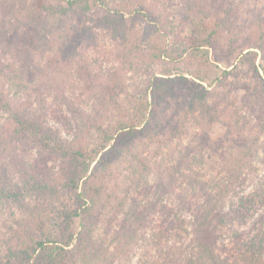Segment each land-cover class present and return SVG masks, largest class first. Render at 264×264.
<instances>
[{"label": "trees", "instance_id": "1", "mask_svg": "<svg viewBox=\"0 0 264 264\" xmlns=\"http://www.w3.org/2000/svg\"><path fill=\"white\" fill-rule=\"evenodd\" d=\"M165 1L0 0V212L16 202L54 207L63 193L76 199L52 234L35 218L18 225L0 264H132L156 214L173 240L167 264H264V6L172 0L180 7L175 32ZM93 2L103 9L98 17L90 16ZM208 21L204 38L185 34ZM107 38L126 65L116 61L117 72L108 66L103 79L88 71V49ZM210 49L241 52L246 64L223 69L208 86L197 81L206 76L179 74L181 57L210 58ZM78 64L101 105L93 118L79 115L82 131L56 118L82 110L67 93ZM130 66L145 79L133 118L106 127L102 114L120 107L109 98L126 88ZM30 83L34 93L25 90ZM184 89L191 97L172 126L158 108ZM217 122L226 130L214 141ZM95 129L102 137L89 149ZM120 154L130 156L120 174L125 184L115 167ZM110 208L114 225L106 223Z\"/></svg>", "mask_w": 264, "mask_h": 264}, {"label": "rangeland", "instance_id": "2", "mask_svg": "<svg viewBox=\"0 0 264 264\" xmlns=\"http://www.w3.org/2000/svg\"><path fill=\"white\" fill-rule=\"evenodd\" d=\"M250 2H256L258 7L260 8L264 6V0H250ZM163 4H166V6H170L169 17L176 23L174 24V30L175 32H178L181 27L179 25L180 16L177 10H179L180 7L176 5L173 6L172 0H166ZM102 13L103 9L96 2H93V8L90 12V16L98 17ZM135 25L138 28L140 27V25H143V23H141L140 21H135ZM212 27V21L204 22L202 25L197 27L196 30L192 28L188 29L185 34L187 36L190 34L189 37H191V35L197 34L200 38H204V36L208 34ZM100 34L104 33H99V35ZM106 40H108L106 46L104 45L103 47L98 48L89 47L88 49L90 55L89 63L87 65L88 71H90L95 77L103 76V79L107 77L109 67H111L113 71L117 72V70L115 69L116 61L122 62L126 65V62L122 61L125 60V55L120 53L119 49L117 50L115 48L114 40L111 38H107ZM172 43L173 45H175V41H172ZM241 57V52L235 54L233 57H228L223 52H216L212 49H210V58L203 56L199 57L188 53L181 57L178 61V65L181 66L179 74H184L189 78H193V74L206 76V79L208 80L207 82L202 81L201 79H197V81L203 83L204 86H208L210 81H215V78L222 72L223 69L231 68L233 67V64H240ZM80 61L82 60L80 59ZM244 64H246V60L243 63L241 62L240 65L242 66ZM173 65L175 64L173 63L172 66ZM81 66V64H78L76 65V67H71L69 72V82L71 81V85L68 87L67 93L70 98L73 99L78 104V106L82 108V110L79 113L69 110L71 112L68 113V109L66 107L67 110H61L64 111L62 114V118L56 116L58 120L65 121L67 126L71 124V121L74 122L76 126L79 127V131H82V128L84 129L85 126L81 117L79 116L81 113H83L84 115L88 114L93 118L94 116H96L98 111H101L97 110L101 107V105L100 103L98 104L96 100L97 97L93 93V88L92 90H89L88 84H85V81L90 82V78H82V75L86 72V69L82 66V71L79 70V67ZM129 70L130 71L128 72V75L126 76V88L119 89L120 94L116 95L115 98H109V100L115 99L120 102V107L110 110L109 113L104 112L102 114L101 121L106 127L107 125L118 127L123 121L129 122L133 118L132 112H134V103L132 102L134 99L140 98L139 93L143 86H145V82H143L145 79L141 70H135V67L132 66H130ZM94 76H92L93 79H95ZM232 79L234 80V78ZM14 85L15 89V82ZM31 85L32 83H30L29 86H26L25 90L30 89V93H34L35 90L33 89V87H31ZM120 87L121 86H118V88ZM232 91L236 97H240L243 92L237 87L233 88ZM180 92L182 93V95L178 97H170L167 101L162 102L158 108V114H160L159 117L164 122H172V126L176 125L175 122H173L175 121L174 117L176 115V111L180 106H183L191 97L190 90L188 89L180 90ZM65 114H67L68 116H66ZM73 127L67 128L66 130L74 134ZM225 130L226 127L223 123H215L210 132L212 140H218L225 133ZM101 137L102 136L96 129L92 130V140L88 142V148H95V144L101 140ZM120 155L121 156L116 160L115 167L118 166L116 172L118 174V177H120L122 181L125 175L120 176V174L125 170L126 165H128L130 156H125V154ZM123 182L124 184L125 182L128 183V178H124ZM150 182L152 183V181ZM60 197L61 201H56L54 203V207L53 203L48 208L46 205H41L36 202H32V204L29 202L30 206L28 205L27 207H21L19 206L20 203L16 202L15 207H13L11 210L5 209L4 211L0 212V251H2V256L6 254L5 251L7 250L5 247V240H8L11 244H16V236L13 230L17 228L21 223H29L33 218H35L48 233L52 234L55 230H59L64 222L61 217L63 215V211L66 209L73 210L75 208L76 200L74 194L63 193L60 194ZM113 213L114 209L110 208L109 212L107 213L106 223H108L110 220L113 225L116 223L114 219H110ZM123 216L124 215H121V217ZM154 217L155 218L153 219V221L149 222L148 226L144 227L145 231L147 232L146 235L149 237V239L139 243L138 255L133 260L132 264H142L144 262V259H146V264H167V261H170V258H172L173 256V252L171 250L173 240L170 238V236L164 235L167 224H164V222H162L160 225L161 217L158 214L154 215ZM34 223L35 222H32L33 226H36L34 225ZM75 224L77 225V222H75ZM32 230H35V228L33 227ZM103 235L104 225L99 228L97 234V241L99 242V244L101 241V236ZM24 241L25 239H22L21 242ZM141 258H143V260ZM166 258L168 260H166ZM147 260L149 261L148 263Z\"/></svg>", "mask_w": 264, "mask_h": 264}]
</instances>
